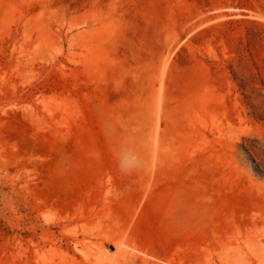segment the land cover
Listing matches in <instances>:
<instances>
[{
    "label": "rangeland",
    "instance_id": "obj_1",
    "mask_svg": "<svg viewBox=\"0 0 264 264\" xmlns=\"http://www.w3.org/2000/svg\"><path fill=\"white\" fill-rule=\"evenodd\" d=\"M262 150L264 0H0V264H264Z\"/></svg>",
    "mask_w": 264,
    "mask_h": 264
},
{
    "label": "trees",
    "instance_id": "obj_2",
    "mask_svg": "<svg viewBox=\"0 0 264 264\" xmlns=\"http://www.w3.org/2000/svg\"><path fill=\"white\" fill-rule=\"evenodd\" d=\"M244 86H245V84H244L243 80L240 79V83L238 84L239 89L241 91H243ZM243 97H244V99H248V97H245L244 95H243ZM247 105H249V104H247ZM248 107L251 110L253 109L252 106H250V105ZM252 115H254V112H252ZM250 145H251V147L257 148V141H255V140L250 141ZM243 149H244L243 151L245 153L249 154V149H246L244 147H243ZM262 151H263V155H264V150H262ZM249 157H250V162L253 165V172L255 173V175H257L259 177L264 175V163H263V165H261V164L257 163L256 160L254 158H252L250 155H249ZM263 159H264V157H263Z\"/></svg>",
    "mask_w": 264,
    "mask_h": 264
}]
</instances>
